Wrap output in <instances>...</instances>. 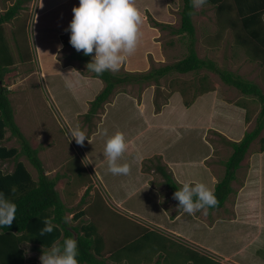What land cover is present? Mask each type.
<instances>
[{"label":"rangeland","instance_id":"374dc122","mask_svg":"<svg viewBox=\"0 0 264 264\" xmlns=\"http://www.w3.org/2000/svg\"><path fill=\"white\" fill-rule=\"evenodd\" d=\"M43 1L0 0V13L10 6H20L16 18L4 26L9 32L21 31L22 46L33 58L20 61L13 46L17 64L13 72L3 75L2 83L11 92L15 122L38 150L45 174L59 176L55 188L68 208L66 215L71 224L93 221L107 246L115 245L116 254L129 258L121 264H155L156 253L166 239L168 247L157 260L160 264H178L183 259L180 252L169 247L171 240L199 253L217 247L222 256H229L221 259L223 264H264V126L236 170L231 182L233 192L225 204L191 215L182 211L181 218L175 220L178 226H174L172 217L181 209L156 169L162 164L179 184L198 181L214 188L224 176V161L232 152L229 142L239 141L255 127L260 111L257 100L205 69L186 74L170 72L158 82L122 84L95 113H89L90 99L101 90L102 82L97 78L89 85L78 82L74 74L87 72L85 64L74 57L79 52L69 43L67 26L56 20L49 23V17L43 16ZM171 3L169 19L144 12L148 31L140 33L135 52L117 72H147L187 54L188 37L175 33L180 25L182 0ZM195 10L192 21L198 57L211 59L219 68L255 82L264 92L263 65L259 60L250 61L237 43L234 29L226 22L228 10L218 12L210 3ZM38 15L43 16L41 20L36 19ZM231 16L237 18L235 13ZM7 39L13 41L12 33H7ZM204 75L207 77L202 81ZM210 86V92L199 95ZM182 101L193 103L184 107ZM236 102L245 104L246 109L236 106ZM77 126L86 132L89 142L79 145L74 138L69 140L68 130ZM117 131L126 138L121 163L130 165L127 176L111 174L104 155L106 140ZM6 135L9 139L2 144L20 149L19 140L10 133ZM15 161L23 162L37 179L36 169L24 155ZM15 161L0 163V169L11 171ZM169 162L180 163L171 166ZM253 193L258 206L249 209L244 200ZM80 210L85 214L73 220ZM175 228L189 239L172 232ZM243 232L250 234L251 246L241 241ZM25 249L27 256L40 264L41 252L31 250L30 245ZM107 262L116 264L110 259Z\"/></svg>","mask_w":264,"mask_h":264},{"label":"trees","instance_id":"16d2710c","mask_svg":"<svg viewBox=\"0 0 264 264\" xmlns=\"http://www.w3.org/2000/svg\"><path fill=\"white\" fill-rule=\"evenodd\" d=\"M207 3L215 5L218 12L226 9V22L234 29V37L237 43L244 48L250 60L259 59L264 66V0H207ZM4 12L0 13V83H2L3 75L10 71V67L16 61L13 54V48H10V43L7 39V32L4 28V23L15 19L17 11L20 9L17 5L10 6ZM232 10V11H231ZM44 16V10L42 11ZM180 25L175 31L178 35H186L189 39L187 54L178 61L160 67H152L147 72H111L105 71L102 75L87 69L86 64L91 60L90 55L85 56L82 51L75 54V58L84 63L87 72L77 71L79 74H74L78 82L84 81L86 85L91 84V79H98L102 82L101 90L90 99L89 113H95L97 108L108 100L117 86L125 83L155 81L158 82L170 72L186 74L197 72L199 70H208L219 76V78L227 85L235 87L246 96H253L260 104V111L256 117L255 127L245 132L239 141H230L229 144L232 152L224 161V176L214 186L215 196L218 203L207 209L213 210L222 207L227 201L228 196L233 192L231 182L235 178V172L240 167L241 161L244 159L250 144L260 134L264 126V92L263 89L255 82L245 79L242 76L219 68L213 60L203 59L198 57L194 48V24L192 16L196 13L193 7L192 0H182L180 8ZM237 15L236 19H232L231 14ZM38 15L36 19L43 17ZM49 23L52 21V16L48 18ZM155 22V21H154ZM225 22V23H226ZM43 23V19H42ZM226 23V24H227ZM154 24H157L156 22ZM222 26V25H221ZM13 35V42L16 50L19 53L20 61H29V56L26 53V46H22L24 35L21 31L17 33L15 29L10 31ZM23 33V32H22ZM22 47L25 49L22 50ZM20 50L23 54L20 53ZM43 65V64H42ZM234 73V74H233ZM82 77H80V76ZM202 76L201 80L205 81ZM82 89V85H80ZM213 88L202 89L199 95L210 92ZM174 92V91H173ZM8 90L0 86V161L11 158L16 159L19 155H24L37 171V179L34 180L30 172L27 170L23 162L17 161L11 172H3L0 169V191L6 198L16 204V219L13 223L5 228H0V264H37L34 259L27 256L25 249L26 245H30L31 250H47L53 242L60 241L65 238L75 237L78 242L77 257L79 264H109L110 259L116 264L129 261L127 256L116 254L114 246L108 247L104 238L99 233L96 224L93 221L81 222L80 225H72L67 219L68 208L62 202L59 192L55 185L59 176L49 177L45 174L42 162L38 156V150L33 148L25 136L21 133L19 127L14 122L13 111L10 107V101L7 96ZM181 94V93H180ZM179 94V95H180ZM171 96V95H170ZM170 98V97H169ZM184 107H189L193 102H183ZM238 107L245 108L243 103L236 102ZM246 121H249V114L246 116ZM167 126V125H166ZM11 136H15L20 143V149L16 147H6L2 144L7 132ZM262 149L264 148L261 147ZM157 171L164 179V184L168 187L173 197V193L181 188L175 178L167 172L162 164H158ZM249 195L243 196L244 201L253 200L256 197ZM174 198V197H173ZM176 200V199H175ZM178 204V201L176 200ZM180 211V210H178ZM85 212L79 211L73 216V220L80 219ZM54 217L53 223L57 225L52 233H47L40 236V230L44 227V219ZM146 229V228H145ZM144 229V230H145ZM143 232V231H142ZM137 239V237H135ZM169 239H166L162 244V249L158 254V259L168 247ZM169 247L174 248L182 254V261L178 264H186L191 261V264H219L210 257L201 255L198 251L183 245L181 242L171 240ZM131 244H126L127 249ZM139 249L135 248V250ZM133 249V251H135ZM125 251V250H123ZM107 257V258H106ZM157 259V260H158ZM155 264H160L159 261ZM193 261V262H192ZM168 264H173L172 262Z\"/></svg>","mask_w":264,"mask_h":264},{"label":"clouds","instance_id":"9594fccd","mask_svg":"<svg viewBox=\"0 0 264 264\" xmlns=\"http://www.w3.org/2000/svg\"><path fill=\"white\" fill-rule=\"evenodd\" d=\"M206 3L207 0H192L193 7H202ZM72 12L66 29L69 43L77 52L92 56L86 64L87 69L97 75L105 71L117 72L126 58L135 52L139 42L142 17L135 0H79ZM67 134L69 140L74 138L79 145L86 140L89 142L86 132L78 126L69 129ZM126 149L122 132L117 131L106 140L104 155L111 174L127 176L130 173L129 163H121ZM173 197L178 201V208L190 215L201 210L206 212L207 208L218 203L215 190L198 181L183 183ZM16 210V204L0 191V228L13 223ZM54 219H44L40 236L53 232L57 227ZM78 255L76 238L68 237L62 243L55 241L50 248L42 250L39 259L40 264H79Z\"/></svg>","mask_w":264,"mask_h":264},{"label":"crops","instance_id":"0c3cea01","mask_svg":"<svg viewBox=\"0 0 264 264\" xmlns=\"http://www.w3.org/2000/svg\"><path fill=\"white\" fill-rule=\"evenodd\" d=\"M7 1H9V0H7ZM78 3H79V0H44L43 1V3H42V5H41V7H40V10L41 11H43L44 10V16H52V21H55L56 20V22H58L59 24H61V23H63L62 25H66V26H68V24H69V22H70V20L72 19V16H73V12H72V8L74 7V6H77L78 5ZM171 0H135V5H136V7L139 9V11H140V14H141V17H142V24L140 25V33H146L147 31H148V28H146V22H145V17H144V12H146V10L147 11H150L151 13H153V14H155V15H158L159 17H162L163 19H166L167 17H168V19H169V14H168V10L169 9H172L173 7H171ZM48 6H50V8H51V11H47V10H49V7ZM56 10H57V12H56ZM71 17V18H70ZM62 18V19H61ZM262 19H263V21H264V14H263V16H262ZM51 21V22H52ZM42 22H40V24H41ZM39 25V24H38ZM37 25V26H38ZM4 28H5V30H6V32L7 33H10L8 30H7V28L4 26ZM10 43V48L12 49V47L14 46L15 47V45H14V42L12 41V42H9ZM250 60V59H249ZM257 61L259 60V59H256ZM29 61H33V58H30L29 59ZM250 61H253V60H250ZM255 61V60H254ZM260 61V60H259ZM16 64H17V62L15 61L14 62V64L10 67V71H8V72H6L5 74H7V73H11V71L13 72V70H15L14 69V66H16ZM260 65H262L261 64V61H260ZM263 69H264V66H263ZM5 74H4V76H5ZM3 86V87H5L7 90L9 89L4 83H0V86ZM10 94H11V92H10V90H8V93H7V96H8V99H9V101H10ZM10 107H11V109H12V111H13V113H14V110H13V108H12V106H11V101H10ZM13 118H14V114H13ZM14 122H15V118H14ZM16 123V122H15ZM17 124V123H16ZM7 133H10L9 131L7 132ZM6 133V134H7ZM11 136V135H10ZM6 139H9L8 137H7V135H5V138L3 139V141L2 142H4ZM4 145V144H3ZM5 146V145H4ZM7 147V146H6ZM11 147V146H10ZM17 159V158H16ZM16 159H14V158H11V160H16ZM9 159H6V160H4V161H0V163H3V162H5V161H8ZM17 161H15V163H16ZM21 162V161H20ZM177 163H180V162H169V164L171 165V166H174V165H176ZM24 164V163H23ZM25 165V164H24ZM26 166V165H25ZM14 168V167H13ZM27 168V167H26ZM13 170V169H12ZM11 170V171H12ZM28 170V169H27ZM3 171V170H2ZM11 171H3V172H11ZM213 189V188H212ZM252 197H254L255 195H251ZM176 201V200H175ZM261 201V200H260ZM264 201V200H263ZM261 203V202H260ZM261 205H263L262 203H261ZM256 206H258L257 204H256V197L253 199V200H249L248 201V208L250 209V207H256ZM261 207V206H260ZM178 213H179V215L178 214H176V212H175V214H174V216L172 217V223L174 222V226H178V223H177V221H175L177 218H181V216H182V210L181 211H177ZM258 223V225H260V223H261V221L259 220V222H257ZM172 232H174V233H176V234H178V235H180L181 237H184V238H186L187 240L189 239L188 237H185V236H183V233H181V232H179V231H177L176 230V228L175 229H172ZM244 233V232H243ZM243 233L240 235V237H241V241L244 243H246V245L248 244V237H249V235L250 234H248V233H244V235H243ZM254 242V241H253ZM252 242V243H253ZM249 243H250V240H249ZM244 245V244H243ZM248 246H251V243L250 244H248ZM240 248V247H239ZM239 248L237 249V251H236V253H238L240 250H239ZM205 254H204V253ZM203 252H200V253H202L203 255H205V256H207V257H210L211 259H213L214 261H216V262H218L219 264H223V262H221V259L222 258H224L225 260H227L228 258H229V256H227V254H226V256H222L220 253V251L217 249V247H209V251H207V250H203Z\"/></svg>","mask_w":264,"mask_h":264}]
</instances>
